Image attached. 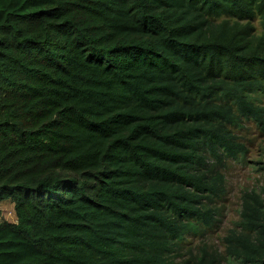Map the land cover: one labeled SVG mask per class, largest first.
Returning a JSON list of instances; mask_svg holds the SVG:
<instances>
[{
  "label": "trees",
  "instance_id": "obj_1",
  "mask_svg": "<svg viewBox=\"0 0 264 264\" xmlns=\"http://www.w3.org/2000/svg\"><path fill=\"white\" fill-rule=\"evenodd\" d=\"M260 95L264 0H0V264H264V186L177 260Z\"/></svg>",
  "mask_w": 264,
  "mask_h": 264
},
{
  "label": "rangeland",
  "instance_id": "obj_2",
  "mask_svg": "<svg viewBox=\"0 0 264 264\" xmlns=\"http://www.w3.org/2000/svg\"><path fill=\"white\" fill-rule=\"evenodd\" d=\"M262 30L259 29L258 33ZM264 96H259L258 104ZM240 140L248 146L245 157L230 160L226 174V194L219 202L217 221L205 234L196 236L186 243L178 262L189 258L190 253L206 244L212 249L224 251L223 237L236 226L240 220L242 196L247 189L261 188L264 186V131L259 129L255 122L245 120L244 126L238 129ZM2 220L17 221L14 203L11 198L0 201V222Z\"/></svg>",
  "mask_w": 264,
  "mask_h": 264
}]
</instances>
